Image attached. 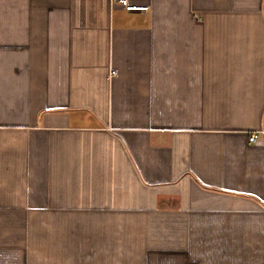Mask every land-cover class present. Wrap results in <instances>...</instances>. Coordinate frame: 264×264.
I'll list each match as a JSON object with an SVG mask.
<instances>
[{"label": "crops", "instance_id": "0c3cea01", "mask_svg": "<svg viewBox=\"0 0 264 264\" xmlns=\"http://www.w3.org/2000/svg\"><path fill=\"white\" fill-rule=\"evenodd\" d=\"M131 2L0 0V264H264V0Z\"/></svg>", "mask_w": 264, "mask_h": 264}, {"label": "built area", "instance_id": "2783aa9c", "mask_svg": "<svg viewBox=\"0 0 264 264\" xmlns=\"http://www.w3.org/2000/svg\"><path fill=\"white\" fill-rule=\"evenodd\" d=\"M114 2L120 3L126 10L128 11H135V10H148V6L146 5H137L131 2V0H111ZM115 74V72H113ZM259 135L257 133L251 134L249 140L250 142H255Z\"/></svg>", "mask_w": 264, "mask_h": 264}]
</instances>
